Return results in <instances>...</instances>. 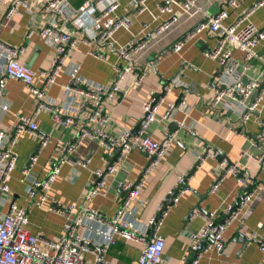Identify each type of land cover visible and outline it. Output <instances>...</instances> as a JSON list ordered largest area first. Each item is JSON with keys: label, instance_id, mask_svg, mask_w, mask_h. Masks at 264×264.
<instances>
[{"label": "crops", "instance_id": "crops-1", "mask_svg": "<svg viewBox=\"0 0 264 264\" xmlns=\"http://www.w3.org/2000/svg\"><path fill=\"white\" fill-rule=\"evenodd\" d=\"M44 1L46 0H32V11L21 8L19 15L14 18L5 13L10 0L2 2L0 11V42L23 49L19 60L35 71L49 69L54 54L52 42L41 39L37 34L38 28L48 21V15L41 11ZM85 1L72 0L71 3L74 8H78ZM164 1L148 0L147 11L137 14L135 0H120L121 7L117 16L128 18L130 28L118 30L114 34V40L126 45L146 39L162 22L170 18L169 14L158 13L157 5ZM260 1L242 0L237 9L229 10L228 22H233L242 13L256 7ZM226 9L227 0H199L194 16L182 17L138 55L136 68L146 74L142 84L134 88L131 77L128 76L123 84L127 93L121 92L116 101L104 108L105 114L110 118L108 132L114 137H120L126 131L135 130L143 116L144 104L153 96H158L164 86L174 79L183 85L174 88L168 95L158 119L148 130L152 139L159 142L171 139L172 144L164 160L146 179L139 201L133 209V219L143 228L154 214L160 212L161 206H165L169 192L174 190L179 177L190 174L187 183L189 192L177 204L173 203L167 208L168 215L162 226L165 264H190L193 257L190 245L205 224L203 217H191L190 213L194 209L202 210L205 215L214 212L217 215L216 221L222 222V211L226 204L237 203L247 191V188L237 183L234 176H228L216 191H211L222 175V161L241 163L252 170L254 185L251 188L254 197L241 216L225 230L223 251L205 254L200 264H260L263 260L256 239L264 240V163L258 164V159L264 152V142L257 141L260 134L259 121L264 119V107L260 114L255 113L246 122L232 111L224 113L210 107L218 91L217 78L223 73L242 72L243 54L235 52L225 66L206 58V52L216 44L215 39L207 32L185 44L181 51L175 53L171 50L176 42L194 31L200 23L207 21L208 17ZM174 11L181 12L177 5H174ZM251 19L257 27L264 28V4L257 8ZM87 21L91 23L89 19ZM60 27L75 37L86 39L84 31L71 21L61 22ZM30 31L34 32L31 37L28 36ZM85 32L89 35L88 29ZM93 50V43L80 41L56 83L47 92L48 98L56 102L62 124L57 123L48 112L36 116V100L18 80L9 79L6 82L5 92L0 100L1 130L14 128L20 117L30 116L35 119L39 131L50 137L49 145L39 152L35 137L29 134L21 136L15 146L17 167L9 180L12 200L0 194V218L11 201L21 207H28L31 232L52 241L60 239L64 218L42 206L29 207L26 185L21 179L30 158L38 156L33 173L39 178H45L52 165L64 160L60 175L51 189V197L64 206L79 204L92 186L93 171L105 170L117 158V151L104 147L98 140L85 138L77 141L88 109L83 113L78 112L79 97L65 91L71 84L70 74L74 69H78L83 78L100 85L112 83L113 66L119 62L118 56L109 52L107 59L101 60L91 54ZM258 51L263 60L264 42ZM3 64L0 59V72ZM263 73L264 64L255 59L242 80L248 82ZM183 98L184 103L180 108L163 119L167 105L170 102L180 104ZM178 123H185L188 129H179ZM252 140L256 145L251 143ZM67 143L72 145L70 151L63 150V145ZM200 157H203V162ZM87 158L91 161L86 168L77 164ZM149 161L148 153L140 148H133L116 173L108 179L106 188L93 199L91 207L106 217L114 216L125 195L119 184L138 181ZM146 234L149 235L150 231L146 230ZM138 259L139 246L124 241H119L110 248L107 255L111 264H137Z\"/></svg>", "mask_w": 264, "mask_h": 264}, {"label": "built area", "instance_id": "built-area-1", "mask_svg": "<svg viewBox=\"0 0 264 264\" xmlns=\"http://www.w3.org/2000/svg\"><path fill=\"white\" fill-rule=\"evenodd\" d=\"M5 0H0L1 4ZM72 0H46L42 3V13L48 15V21L38 28L37 34L43 40H50L54 47V54L49 69L35 71L19 60L22 50L7 46L0 42V59L3 60V69L0 72V100L9 79L23 83L28 92L36 100L34 113L37 116L48 112L53 119L62 124L57 112L56 102L47 96L51 88L65 69L66 62L75 51L80 41L93 43L91 53L98 59L105 60L109 52H114L119 62L113 66L114 77L112 83L105 86L83 78L78 69L71 71V84L65 88L67 93L79 97L77 111L88 109L84 118V126L77 136V141L85 138L98 140L104 147L117 151V158L109 163L105 170L93 171L94 180L91 188L84 194L79 204L64 206L60 201L51 197L53 183L60 175L64 160L52 165L45 178H39L33 173L37 162V155H33L27 167L22 172L21 182L26 185V197L30 206L38 205L48 211L61 215L64 218L62 234L59 240L52 241L42 235L31 232L29 228L28 207H21L11 201L8 208L0 218V264H111L107 255L111 247L119 241L134 243L139 246V259L137 264H165L163 253L165 239L162 226L168 215L164 207L142 228L133 219L134 205L139 201L144 183L152 172L164 160L172 144L168 139L163 142L156 141L148 135L150 126L158 119L161 107L166 103L168 95L176 87H183L182 83L174 79L163 87L158 96H153L143 107V116L136 132L126 131L120 137L112 136L108 130L109 116L104 108L116 101L121 93H127L123 84L125 79L131 77L134 88H138L145 77V73L136 68V58L144 52L158 36L171 29L184 16L192 17L197 12L199 0H165L157 5L160 15L169 14L170 18L162 22L146 39L135 41L126 45L118 44L114 34L120 30H129L128 18L119 17L117 13L121 7L120 0H86L78 8H74ZM242 0H227V9L222 10L207 21L200 23L197 28L188 33L183 39L176 42L172 52H179L188 42L199 34L207 32L216 41L215 46L206 52V58L217 61L225 66L235 52L243 54L242 72L223 73L217 78L218 91L211 101L210 107L225 112H234L243 122L261 113L264 107V73L260 77L244 82L242 77L252 67V61L264 59L259 55V47L264 42V28H259L251 17L264 4L261 0L256 7L242 13L237 19L229 23L230 9H237ZM148 0H135L137 14L147 11ZM174 5L180 11L175 13ZM23 8L32 11V0H10L5 13L9 17L19 15ZM90 20L91 23L87 21ZM71 21L84 31L86 39L75 37L72 33L60 27L61 22ZM85 29L89 30L86 35ZM29 32V37L33 35ZM257 94V96H256ZM184 103H169L163 119H167ZM83 113V112H82ZM70 122V120H67ZM260 134L257 141L264 142V119L259 121ZM178 128L187 130L185 123H178ZM24 134L35 137L38 141V151H43L50 143V137L41 133L30 116L19 118L16 126L7 130L0 129V194L12 200L9 190V180L17 167V153L15 146ZM251 143L256 145L252 140ZM71 143L63 145L64 151L71 150ZM133 148H140L150 155V161L144 168L141 178L136 182L119 184L125 193L116 214L106 217L102 212L91 207L93 199L106 188L108 179L113 176L119 166L125 161ZM203 157L200 161L203 162ZM90 159L80 160L77 164L86 168ZM264 163V152L258 159V164ZM199 166H197L198 168ZM221 177L214 183L212 192L216 191L222 181L228 176H234L237 183L247 188L242 198L235 204H226L223 212V221L217 222L214 212L202 213L198 209L190 215L192 218L201 216L205 224L198 232L190 245L193 253L190 264H200L203 256L209 252H221L225 247L224 232L231 222L237 220L245 208L252 202L254 185L252 170L241 163L222 161ZM190 174L179 177L178 182L169 196L173 203L189 192L187 186ZM146 230L150 234H146ZM264 264V240L256 239Z\"/></svg>", "mask_w": 264, "mask_h": 264}, {"label": "water", "instance_id": "water-1", "mask_svg": "<svg viewBox=\"0 0 264 264\" xmlns=\"http://www.w3.org/2000/svg\"><path fill=\"white\" fill-rule=\"evenodd\" d=\"M137 129H138V126L135 128V130L133 132H136ZM219 154L222 155L221 152H219ZM172 205H173V197L168 196L167 201L165 202V206H164L163 211H165L167 208H169V206H172ZM194 211H195V209L192 212H194Z\"/></svg>", "mask_w": 264, "mask_h": 264}, {"label": "trees", "instance_id": "trees-1", "mask_svg": "<svg viewBox=\"0 0 264 264\" xmlns=\"http://www.w3.org/2000/svg\"><path fill=\"white\" fill-rule=\"evenodd\" d=\"M112 248V247H111Z\"/></svg>", "mask_w": 264, "mask_h": 264}]
</instances>
